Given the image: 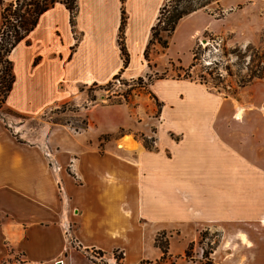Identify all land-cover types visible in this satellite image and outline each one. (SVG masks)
Returning <instances> with one entry per match:
<instances>
[{
  "label": "crops",
  "instance_id": "1",
  "mask_svg": "<svg viewBox=\"0 0 264 264\" xmlns=\"http://www.w3.org/2000/svg\"><path fill=\"white\" fill-rule=\"evenodd\" d=\"M165 2L78 0L74 27L66 6L55 4L11 53L15 83L5 108L35 117L76 98L82 88L146 73L145 51ZM123 11L128 68L118 42ZM163 81L155 93L173 105L172 122L185 124L186 136L174 143L162 134L155 150L136 143L135 149L118 144L100 153L91 122L71 141L49 139L51 149L50 131L30 143L0 119V264H97L88 257L92 250L106 257L123 252L124 264H140L148 228L154 226V242L177 221H216L224 237L218 252L239 224H253L263 237L260 257L222 264H264V130L250 131L243 148L238 135L229 143L209 125L216 114H193L194 104L205 109L200 88L187 80ZM244 242L240 246L253 251ZM153 247L154 261L162 260Z\"/></svg>",
  "mask_w": 264,
  "mask_h": 264
},
{
  "label": "rangeland",
  "instance_id": "2",
  "mask_svg": "<svg viewBox=\"0 0 264 264\" xmlns=\"http://www.w3.org/2000/svg\"><path fill=\"white\" fill-rule=\"evenodd\" d=\"M11 1L4 0V6ZM161 36L167 39V33L162 32ZM168 41L165 49L159 43L149 47L148 60L145 58L147 62H144L149 69L142 75L137 76L138 71L119 74L107 84L82 88L76 98L35 117L9 111L0 98V119L20 140L30 143L40 142L43 132L50 131L47 142L50 148L49 139L55 142L61 135L69 136L67 141H71L72 136L87 129L89 122L92 124L89 134L92 140L95 138L100 153L118 144L125 149H135L136 143L155 150L162 134L179 143L186 136L185 124L172 122L173 105L166 103L155 90L165 84L163 80L178 81L183 77L185 73L181 68L192 66L194 50L200 46L197 66L191 70L192 78L187 82L203 92L198 97L203 100L205 109L201 112L194 104L193 114H216L209 124L212 130L232 144L233 136H240L244 143L242 148L246 146L250 131L264 130V0L215 3L197 16L181 20ZM5 60L4 57L0 61V77L5 76ZM211 64L218 66H211L209 70ZM163 77V80L158 79ZM242 82H245L243 87ZM154 83L153 91L151 85ZM52 144L55 149V143ZM168 224L171 226L164 228L161 232L164 235L159 233L154 242V226L148 228L144 239L145 247L149 248L140 264H222L228 259L260 257L258 244L263 237L253 224H239L238 234L228 236L225 247L219 252L218 246L224 242V237L216 221ZM173 225L182 228H173ZM243 237L253 245L245 243ZM156 239L159 240L157 245L169 246L171 256L154 261L158 258L153 247V244L157 247ZM231 242L235 246H230ZM242 242L249 244L253 251L246 252L243 244L240 246ZM88 257L94 258L97 264H124L121 261L123 252L106 257L92 250Z\"/></svg>",
  "mask_w": 264,
  "mask_h": 264
},
{
  "label": "trees",
  "instance_id": "3",
  "mask_svg": "<svg viewBox=\"0 0 264 264\" xmlns=\"http://www.w3.org/2000/svg\"><path fill=\"white\" fill-rule=\"evenodd\" d=\"M78 0H12L9 5L4 6V1L1 0V16L2 26L0 29V61L5 57V76L0 77V98L5 103L8 95L12 91L15 83V76L13 73V64L10 59L12 51L36 28L41 16L52 8L55 4L61 3L70 11V23L72 27L76 25V18L78 15ZM220 0H166L164 6L161 8L157 24L152 29V37L145 51V58H148V49L155 43H159L163 49L168 47V39L175 32L179 22L186 16L204 9L213 2ZM125 26L126 15L122 12V21L119 33V46L122 53L124 67L128 68L130 63L129 53L125 46ZM8 29V30H7ZM167 33V39H163L161 33ZM200 46L194 50L193 64L189 69L181 68L185 73L179 80L191 79V70L197 66L199 60ZM148 60V59H147ZM218 66L211 64V66ZM206 70V71H209ZM212 76V72H207ZM221 77V76H219ZM158 79H164L158 78ZM242 82L241 87L245 86ZM156 100V98L154 97ZM149 148V147H148ZM151 149V148H149ZM164 235V233H161ZM160 237V235L158 236ZM159 240L156 239V246L162 251V259L169 255V246L161 247L157 245Z\"/></svg>",
  "mask_w": 264,
  "mask_h": 264
},
{
  "label": "bare ground",
  "instance_id": "4",
  "mask_svg": "<svg viewBox=\"0 0 264 264\" xmlns=\"http://www.w3.org/2000/svg\"><path fill=\"white\" fill-rule=\"evenodd\" d=\"M240 112H241V111H240V109H239V114H237V116H238V119L240 118Z\"/></svg>",
  "mask_w": 264,
  "mask_h": 264
}]
</instances>
